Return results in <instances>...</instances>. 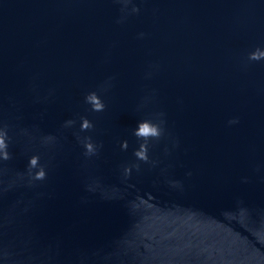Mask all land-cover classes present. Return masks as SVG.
<instances>
[{
    "label": "water",
    "instance_id": "1",
    "mask_svg": "<svg viewBox=\"0 0 264 264\" xmlns=\"http://www.w3.org/2000/svg\"><path fill=\"white\" fill-rule=\"evenodd\" d=\"M0 121V264H264V0H0Z\"/></svg>",
    "mask_w": 264,
    "mask_h": 264
},
{
    "label": "clouds",
    "instance_id": "2",
    "mask_svg": "<svg viewBox=\"0 0 264 264\" xmlns=\"http://www.w3.org/2000/svg\"><path fill=\"white\" fill-rule=\"evenodd\" d=\"M128 0H123V5L127 8ZM139 7L131 8V12L138 13ZM120 22V21H118ZM145 33H139L140 37H143ZM252 59H259V57L253 56ZM112 78L110 77L109 80ZM110 86L108 81L102 85V88L106 90V88ZM84 101L88 104L92 111L101 112L106 108V104L104 100L97 94L96 90H91L85 93ZM164 114L157 113L156 117H162ZM82 123L79 121V128L80 130L84 129H92L94 127L93 122L87 120L86 118H81ZM152 119L156 120V123H152ZM77 123V121L73 118H68L63 121L62 127L64 128H71ZM228 123L236 124L238 123V118L234 117L228 121ZM164 120L160 118H153L152 116H144L136 121L135 127L132 129L133 135L138 139H143L145 144L149 146L150 142L158 141L162 135L164 134L163 125ZM148 129H151L149 132ZM20 134L30 136L29 130L27 128H21L19 130ZM57 137L51 133L44 134L39 137V142L41 145L47 146L53 143ZM77 139L83 144L84 147V155L86 157H90L96 155L99 148L102 146L97 142L93 141L91 137L86 138V140H82L79 136ZM13 140V136L10 132V126L8 123L0 121V162L8 161L12 158V152L10 151V145ZM145 144L140 145V151L136 153V155L143 161H149L150 157L148 154V148L145 147ZM121 149L126 150V143L121 141L120 144ZM167 151V149H166ZM40 152H33L31 155L28 156L26 171L16 173V176L19 178L20 181L26 182L27 185L32 186L37 181H43L47 177V167L46 164L42 166V169L37 171L34 168V165L38 162L40 157ZM152 163H156L153 161ZM136 168H139V165H136ZM131 173V169L127 166L124 167V175L127 177ZM191 173H189L190 175ZM12 183H16L13 181ZM173 186L178 185V181H170ZM12 185L10 184L9 187ZM91 188V186H89Z\"/></svg>",
    "mask_w": 264,
    "mask_h": 264
}]
</instances>
